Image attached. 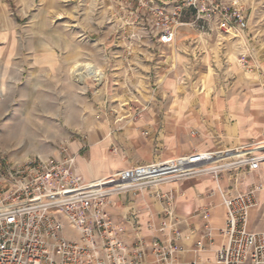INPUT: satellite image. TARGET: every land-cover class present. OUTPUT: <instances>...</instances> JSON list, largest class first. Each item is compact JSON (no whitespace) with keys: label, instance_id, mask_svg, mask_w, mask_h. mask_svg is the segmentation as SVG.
Segmentation results:
<instances>
[{"label":"built area","instance_id":"obj_1","mask_svg":"<svg viewBox=\"0 0 264 264\" xmlns=\"http://www.w3.org/2000/svg\"><path fill=\"white\" fill-rule=\"evenodd\" d=\"M120 6L125 19L117 29L118 45L130 48L149 42L169 46L175 39L181 6L156 0H107ZM199 21L217 13L221 27L246 25L239 4L187 0ZM173 8V10L170 9ZM130 54V52H127ZM259 173L260 181L237 186L242 173ZM228 173L232 190L218 185ZM208 174L217 182L225 222L217 230L225 243L216 251L222 264H264V230L248 227L249 213L264 189V139L235 148L194 151L119 169L105 177L85 180L76 158L64 146L58 154L35 155L25 161L0 163V264H173L180 252L179 221L173 195L159 187L193 175ZM149 190L163 204L158 231L162 238L146 241L133 212L115 221L108 212L110 198L130 191ZM136 232L128 241L125 225ZM151 227V225H149ZM210 240L214 229L204 224Z\"/></svg>","mask_w":264,"mask_h":264},{"label":"rangeland","instance_id":"obj_2","mask_svg":"<svg viewBox=\"0 0 264 264\" xmlns=\"http://www.w3.org/2000/svg\"><path fill=\"white\" fill-rule=\"evenodd\" d=\"M212 1L237 2L245 27L225 30L217 13L196 21L187 0H156L180 5L184 24L169 46L145 42L130 48L117 44V29L130 20L115 15L120 6L110 7L107 0L47 1L49 24L66 33L68 45L79 42L78 52H60L64 64L46 76H0V163L56 155L64 146L75 155L71 143L85 134L79 122L90 118L132 120L145 107H169L184 97L191 110L211 107L232 91L242 99L247 86L264 93V0ZM13 8L15 24L26 25L28 17ZM74 63L93 64L106 80L78 83L71 74ZM238 72L260 76H233Z\"/></svg>","mask_w":264,"mask_h":264},{"label":"crops","instance_id":"obj_3","mask_svg":"<svg viewBox=\"0 0 264 264\" xmlns=\"http://www.w3.org/2000/svg\"><path fill=\"white\" fill-rule=\"evenodd\" d=\"M47 1L50 0H0V76H46L64 64L66 58L60 52L67 48L72 54L78 52L79 42L70 40L68 45L64 40L66 33L49 24L47 17L52 8ZM13 5L19 11L17 14L28 17L26 25L15 24ZM233 76L260 75L238 72ZM262 91L257 85L247 86L242 99L232 91L226 100L219 99L214 106L204 105L195 110H191L184 97L169 107L158 104L145 107L132 120L114 121L107 117L80 121L85 134L71 143L77 172L85 180H93L135 164L194 151L235 148L264 138ZM200 112L204 114L201 118ZM260 179L259 173H242L237 186ZM218 185L233 192L228 173L221 175ZM159 189L163 194L173 195L179 221L180 252L173 264H222L216 261V251L225 243V237L217 230L224 225L225 208L217 182L210 175L201 174L163 184ZM163 207L160 199L144 189L112 196L108 212L117 222L133 212L140 225L139 234L151 241L162 238L158 226ZM206 222L215 230L211 240L204 234ZM248 227L264 230V189L258 195V206L249 213ZM135 234L130 225H125L124 236L128 241ZM151 261L148 254L145 264Z\"/></svg>","mask_w":264,"mask_h":264},{"label":"bare ground","instance_id":"obj_4","mask_svg":"<svg viewBox=\"0 0 264 264\" xmlns=\"http://www.w3.org/2000/svg\"><path fill=\"white\" fill-rule=\"evenodd\" d=\"M71 74L78 83H82L86 78H94L100 85L106 80L100 69L90 63H75Z\"/></svg>","mask_w":264,"mask_h":264}]
</instances>
